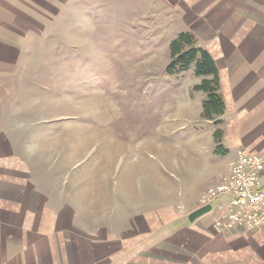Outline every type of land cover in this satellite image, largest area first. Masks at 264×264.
Returning a JSON list of instances; mask_svg holds the SVG:
<instances>
[{"label":"rangeland","instance_id":"1","mask_svg":"<svg viewBox=\"0 0 264 264\" xmlns=\"http://www.w3.org/2000/svg\"><path fill=\"white\" fill-rule=\"evenodd\" d=\"M64 11L33 24L15 70L3 73L0 94L9 99L1 108L19 132L12 153L35 166L38 189L83 227L137 226L132 211L146 196L159 215L199 208L230 168L214 154V133L223 130L220 150L231 139L226 121L202 117L204 95L185 91L195 77L167 72L177 23L153 14L152 22H133L124 6ZM219 170L217 182L205 178Z\"/></svg>","mask_w":264,"mask_h":264},{"label":"crops","instance_id":"2","mask_svg":"<svg viewBox=\"0 0 264 264\" xmlns=\"http://www.w3.org/2000/svg\"><path fill=\"white\" fill-rule=\"evenodd\" d=\"M80 3L128 7L133 22H152L150 14L159 15L162 22L177 23L173 38L191 32L212 56L225 103L219 119L227 122L231 140L218 153L223 130L220 142L213 136L214 154L228 158L230 168L227 175L225 170L206 174L210 183L229 175L239 150L263 148L264 0H0V86L3 73L15 70L19 41L34 30L33 24L55 22L62 8L66 12ZM189 73L195 80L184 88L204 95L202 115L208 95L195 86L211 76L196 75L195 65L179 75ZM6 98L0 94V264H264V229L217 233L209 213L189 220L198 203L187 213L166 208L159 215L147 206L146 196L132 211L137 226L124 232L73 223L71 208L63 204L58 210L51 196L38 189L35 166L12 153L19 132L1 108ZM199 145V160L206 162L211 156Z\"/></svg>","mask_w":264,"mask_h":264},{"label":"built area","instance_id":"3","mask_svg":"<svg viewBox=\"0 0 264 264\" xmlns=\"http://www.w3.org/2000/svg\"><path fill=\"white\" fill-rule=\"evenodd\" d=\"M264 146L239 150L224 182L208 188L199 207L211 206V226L217 233L236 228L264 229Z\"/></svg>","mask_w":264,"mask_h":264},{"label":"trees","instance_id":"4","mask_svg":"<svg viewBox=\"0 0 264 264\" xmlns=\"http://www.w3.org/2000/svg\"><path fill=\"white\" fill-rule=\"evenodd\" d=\"M171 62L167 67L169 74H181L195 65V73L198 76H211L205 78L195 86L196 90L207 93V99L203 103V118L213 120L221 124L219 119L225 110V103L219 93V76L216 63L212 56L203 48L197 45V39L191 32H181L170 43ZM216 141L220 142L222 132L217 130L214 133ZM219 146L216 152L219 153Z\"/></svg>","mask_w":264,"mask_h":264},{"label":"water","instance_id":"5","mask_svg":"<svg viewBox=\"0 0 264 264\" xmlns=\"http://www.w3.org/2000/svg\"><path fill=\"white\" fill-rule=\"evenodd\" d=\"M211 209V206H205V207H199L196 210H194L190 215H189V220L194 221L197 218L205 215L208 213Z\"/></svg>","mask_w":264,"mask_h":264}]
</instances>
